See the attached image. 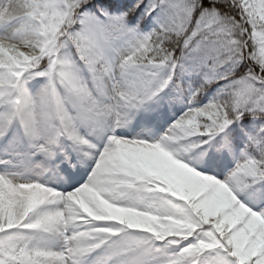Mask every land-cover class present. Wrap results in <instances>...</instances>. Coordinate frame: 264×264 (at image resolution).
Masks as SVG:
<instances>
[{
    "label": "snow or ice",
    "instance_id": "snow-or-ice-1",
    "mask_svg": "<svg viewBox=\"0 0 264 264\" xmlns=\"http://www.w3.org/2000/svg\"><path fill=\"white\" fill-rule=\"evenodd\" d=\"M0 264H264V0H0Z\"/></svg>",
    "mask_w": 264,
    "mask_h": 264
}]
</instances>
